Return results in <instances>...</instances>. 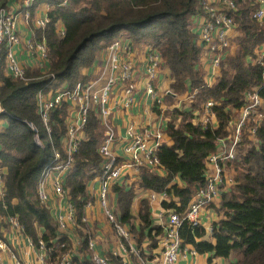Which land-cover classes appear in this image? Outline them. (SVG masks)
Returning <instances> with one entry per match:
<instances>
[{
	"label": "trees",
	"instance_id": "16d2710c",
	"mask_svg": "<svg viewBox=\"0 0 264 264\" xmlns=\"http://www.w3.org/2000/svg\"><path fill=\"white\" fill-rule=\"evenodd\" d=\"M17 0H0V10L10 9ZM54 5L49 12L51 22L44 31L34 29V41H46L48 74L40 69L25 67L28 81H16L7 76L5 54L0 62V171L3 173L4 196L0 200V237L9 225L3 219L15 217L23 228V235L35 246L42 241L49 251L48 264L71 250L70 239L58 236V224L50 210L41 204L38 185L42 178V151L34 141V133L27 125L35 124L43 139H49L38 113L37 95L40 91L70 92L86 82L85 71L98 56L121 34H126L135 46L149 45L161 53L163 67L170 72V90L181 97L197 91L189 109L167 111L170 122L166 134L171 145L164 144L157 152L165 175L142 169L138 184L142 190L167 193L163 207L182 215L190 207L195 195L207 185L208 158L218 153L222 141L230 142L234 118L246 104V95L264 83V60L257 62V52L264 46V28L253 19L258 9L257 0H233L236 11L232 16L239 35L233 40L232 50L221 62L220 77L211 87L206 86V71L202 52L197 46L193 17L202 12V0H41ZM38 2L31 8L32 20ZM62 22L66 35L61 38L56 25ZM33 27V26H32ZM264 99V88L260 90ZM167 99H172L169 95ZM214 102L215 123H194L203 114V106ZM172 101H167L171 105ZM70 107L65 101L51 112L53 147L64 154L62 139L67 132ZM195 113H197L195 115ZM254 120L242 129L236 155L224 165L234 172V185L221 192L220 208L224 218L213 224L207 236L203 226L189 221L182 223L179 236L184 245L208 261L224 259L229 264H264V120L255 138L250 129ZM104 129L97 114L90 112L74 167L65 180L70 203L76 210L77 222H83L86 205L92 201L88 184L102 173L103 158L99 147ZM48 143L49 156L53 157ZM117 217L128 225L136 237L140 258L109 255L111 264H142L159 249L164 231L153 224L149 201L142 199L137 217L133 206L137 193L134 185H115ZM137 222V223H136ZM83 253L88 252V237L78 230ZM147 250V253L144 251ZM152 259V258H151ZM74 264H92L74 259Z\"/></svg>",
	"mask_w": 264,
	"mask_h": 264
},
{
	"label": "built area",
	"instance_id": "2783aa9c",
	"mask_svg": "<svg viewBox=\"0 0 264 264\" xmlns=\"http://www.w3.org/2000/svg\"><path fill=\"white\" fill-rule=\"evenodd\" d=\"M37 2L39 3L41 0H19V3L16 2L17 12L14 9L0 10V62L5 54L6 74L16 81H28L25 65L18 55L22 51L28 59L35 62V68L40 69L43 75L48 74L45 70L48 64L46 41L43 39L41 42H35L34 29L44 31L47 28L51 22L49 12L55 6L47 2L42 7L38 6L31 25V8ZM257 3L258 9L254 12L253 19L264 28V0H257ZM201 6L202 12L193 17L194 32L197 35V46L202 52V65L206 66L205 83L206 86L211 87L220 77L222 60L232 50L234 51L233 40L239 35V31L232 13L237 8L233 0H202ZM21 18L30 30L31 36L27 40L21 36ZM56 28L58 35L64 38L66 30L61 21L58 22ZM101 54V59L87 70L88 80L79 83L74 90L67 93L60 90L57 93L40 91L37 95L38 113L52 147L51 112L59 108L65 101L70 107L66 120L67 132L62 139L64 154L53 147L54 152L51 158L48 143L42 138L40 129L32 122L27 123L34 133L37 147L42 151L40 164L44 167L38 185L40 202L55 217L58 224V236L65 235L69 229L78 232L84 228L77 222L76 210L69 201L65 180L74 167L75 156L79 152L81 142L85 139L90 112L94 111L104 129V138L99 147V153L104 163L102 173L95 178L97 187L89 190L88 184V193L92 201H89L85 207L86 216L82 222L87 225V211L92 210L95 204H98L117 237V247L111 251V254L115 257H123L126 262L131 256L140 258L141 252L135 245L136 238L131 233L129 226L122 224L118 219L116 200L114 196L111 197L113 186L117 184L134 185L137 195L139 194L144 197L143 199L149 201L154 226L161 227L164 231L159 241L161 259L158 264H177L185 255L198 257L199 253L196 250L184 245L179 236V229L185 221H189L194 226H202L200 215L203 210L218 202L221 192L234 185L235 174L232 171L226 172L224 164L235 157L236 146L241 142L242 129L246 123L254 120L255 126L250 129V132L251 137L255 138L257 128L264 120V99L259 94L260 90L264 88V83L254 92H249L246 95L247 104L238 112L233 121L235 128L229 142L230 146L226 141H222L218 153L208 158L207 185L198 191L189 209L180 215L163 207V202L168 200L167 193L142 190L139 187L138 178L142 169L165 175L157 152L164 144L171 145V140L166 134L167 125L170 122V119L168 120L166 117V112L173 109L183 110L185 104L189 106L197 96V91L189 92L186 96L181 97L173 95L171 90L162 92L159 87L163 68L161 53L149 45L135 46L125 34H121ZM142 55L144 58L140 60ZM263 60L264 46L258 50L256 58L259 63ZM141 84L142 87H140ZM137 91L143 93L142 102L136 100ZM169 95L177 98V103L168 109L165 106V98ZM142 105L145 106L144 111H153L149 112V115L153 114L154 117H149L147 122L138 128L124 116L122 124L126 134L124 137L119 136L116 132L117 113L115 114V111L119 109L120 112L130 117L132 109H140ZM213 107L214 102H207L203 106L202 116L196 117L194 123L199 122L202 125L211 121L215 123ZM3 113L5 110L0 104V114ZM5 126L2 122L0 129ZM117 147L120 153L116 150ZM3 196L4 180L3 173L0 171V200ZM52 201L55 203L56 213L52 211ZM155 203L160 204L159 211H153ZM3 221L9 225L11 230L23 235V228L17 218L9 217ZM205 230L210 235L213 225ZM85 235L88 237V248L93 253L91 262L93 264H111L109 256L101 255L99 251L95 250V239H93V232L89 228ZM25 238L33 250L41 253L40 261L43 264H48L50 249L46 244L41 241L39 246H35L30 238ZM8 250L5 237L4 239L0 237V264H5L4 254ZM11 257L14 264H23L16 255L12 254ZM74 259L75 254L69 251L59 257L55 264H74ZM142 264L146 263L143 261Z\"/></svg>",
	"mask_w": 264,
	"mask_h": 264
},
{
	"label": "crops",
	"instance_id": "0c3cea01",
	"mask_svg": "<svg viewBox=\"0 0 264 264\" xmlns=\"http://www.w3.org/2000/svg\"><path fill=\"white\" fill-rule=\"evenodd\" d=\"M44 4L45 2L43 1L39 2L35 11L38 9V6L42 7L44 6ZM9 8L14 9L16 12L18 11L16 2H12ZM20 31H21V36L25 40L29 39V37L31 36L29 27L26 24H24L22 18H21V23H20ZM18 55L20 59L23 61L25 67L26 66L35 67V62L31 59H28L26 54L23 51L20 52ZM143 58L144 56L142 55L141 58L139 59L142 60ZM203 67L204 69H206V66H203ZM84 73H88V71H85ZM171 83H172V80L170 78V72L167 68L163 67L161 75H160V79H159V87L161 91L164 92V91L170 90ZM140 87H142V84L140 85ZM186 95H183V96H186ZM171 97L172 99H167V97L165 98V106L168 109L170 106L177 103V98L173 96ZM143 99L144 98H143L142 91H137L136 100L142 102ZM169 100L172 101L171 105L167 104V101ZM144 108L145 106L142 105V108L140 106V109H137V108L132 109L130 113V117L128 115H125L123 112H120L119 109L115 111V114L117 113V118L115 119L116 132L119 136L124 137L126 134L125 128L122 124V118L124 116L128 118L132 123H134L138 128H141L142 125H144L147 122L149 117L150 118L154 117L153 114L149 115V112H153V111H144L145 110ZM188 108L189 106L186 104L183 107V109H188ZM166 117L168 118V120L170 119L167 116V112H166ZM4 125H7V123L3 121V126ZM116 150L118 151L119 148L117 147ZM118 152L120 153V151ZM97 185H98L97 180L96 179L93 180L91 183H89V190H91L93 187H97ZM111 197H113V194L111 195ZM143 198L144 197L138 194L137 198L135 199V203L133 206V208L137 209L136 213L133 212L135 217H137L138 211L140 209V203ZM137 202H138V206H136ZM159 205H160L159 203L153 204V211H159L160 210ZM51 207H52V211L56 213L55 203L53 201L51 202ZM219 208H220V200L218 202L211 204L210 207L203 210V212L200 215V220L204 228H209L215 222H218L219 220L224 218V213L217 212V209ZM87 216H88V223L86 226L88 227H84L80 231L83 233V235H85L87 232V228H89L93 232V239H95V244H96L95 250L99 251L101 255L109 256L111 254V251L117 247V237L114 233L112 226L108 223L106 217L104 216L103 210L98 204H95L92 210L87 211ZM65 235L70 239V245H71L70 251L75 254V258H78V260H80L81 262L85 260L91 262V257L93 255L92 251H90L89 248H88L87 253H83L81 251L83 245H82V238H81L79 231L74 232L73 230L69 229V231ZM207 236L209 235L207 234ZM4 237L8 245V249H9L4 254L5 264H14V261L11 257L12 254L16 255L17 258H19L23 262V264H43L40 261L41 253L33 250L30 247L26 238L22 234L9 229L8 231L4 233ZM105 242H108L109 244H105ZM111 242H114V243L110 245ZM135 243H136V239H135ZM135 245H136V248L139 249L137 244ZM144 251L147 253V250H144ZM150 256L152 259L148 257L146 258L144 262L146 264H158V262L161 259L160 249H156L155 251H153ZM209 257L210 256L208 254L207 255L199 254L198 257H193L191 255H185L181 257L180 261L177 264H210L208 261ZM211 264H229V262L224 259L218 258V259H213Z\"/></svg>",
	"mask_w": 264,
	"mask_h": 264
},
{
	"label": "rangeland",
	"instance_id": "374dc122",
	"mask_svg": "<svg viewBox=\"0 0 264 264\" xmlns=\"http://www.w3.org/2000/svg\"><path fill=\"white\" fill-rule=\"evenodd\" d=\"M15 2L19 3V0L15 1ZM101 57H102V54H100V55L98 56L97 61H99V60L101 59ZM234 128H235V126H233V128H232V135H233V133H234ZM231 139H232V136H231L230 140H231ZM44 140L46 141V143H49V139H44ZM227 144L230 146V143H227ZM229 146H228V147H229ZM226 172L230 173V171H229L228 169H226ZM228 175H231V174H228ZM136 206H138V202H137ZM136 211H137V209H136V208H133V212L136 213ZM109 243H110V241H109ZM109 243H108V242H105V244H109ZM113 243H114V242H111L110 245H112Z\"/></svg>",
	"mask_w": 264,
	"mask_h": 264
}]
</instances>
